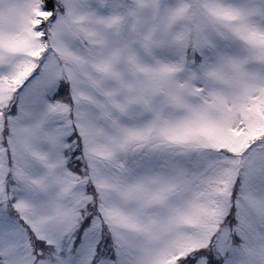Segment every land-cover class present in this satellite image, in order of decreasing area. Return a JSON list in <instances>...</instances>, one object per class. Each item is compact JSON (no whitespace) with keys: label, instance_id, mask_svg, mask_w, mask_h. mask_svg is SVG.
Instances as JSON below:
<instances>
[{"label":"snow or ice","instance_id":"obj_1","mask_svg":"<svg viewBox=\"0 0 264 264\" xmlns=\"http://www.w3.org/2000/svg\"><path fill=\"white\" fill-rule=\"evenodd\" d=\"M0 264H264V0H0Z\"/></svg>","mask_w":264,"mask_h":264}]
</instances>
